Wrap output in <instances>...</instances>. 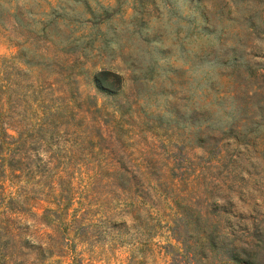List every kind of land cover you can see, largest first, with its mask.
<instances>
[{
    "label": "rangeland",
    "instance_id": "1",
    "mask_svg": "<svg viewBox=\"0 0 264 264\" xmlns=\"http://www.w3.org/2000/svg\"><path fill=\"white\" fill-rule=\"evenodd\" d=\"M144 2L138 15L135 0H0V64L22 51L25 69L32 49L35 60L45 52L52 60L42 76L53 69L78 74L72 106L86 116L48 143L36 131L7 130L20 142V183L31 178L29 189H39L36 182L48 177L55 195L68 189L74 195L68 218L75 214L82 227L77 237L42 219L47 203L33 197L9 208L8 188L0 192V224L12 255L7 264L18 253L22 264H73L75 256L84 264H184L170 231L179 226L172 202L144 187L123 192L114 165L131 177L191 179L211 164L204 176L216 184L208 190L218 204L264 214V0ZM15 13L27 24L13 25ZM30 29L38 41L27 40ZM102 70L122 77L116 93L94 87L93 75ZM198 126L213 130L214 151L207 152L208 141L192 139ZM181 148L185 158L176 155ZM217 151L227 155L222 162ZM155 160L157 169L146 171ZM137 194L151 204L140 205ZM38 245L61 255L40 263Z\"/></svg>",
    "mask_w": 264,
    "mask_h": 264
},
{
    "label": "trees",
    "instance_id": "2",
    "mask_svg": "<svg viewBox=\"0 0 264 264\" xmlns=\"http://www.w3.org/2000/svg\"><path fill=\"white\" fill-rule=\"evenodd\" d=\"M135 3L137 5L133 7L134 13L142 15L147 3L144 0H135ZM14 18L13 25L27 24L18 13L14 14ZM37 37V31L32 29L26 35L30 43L33 40L38 41ZM66 44L68 46L70 43ZM32 50L28 61L24 63L25 69L19 67L22 51L12 58L2 59L0 64V192L3 195L10 188L8 192L11 195L6 200L9 208H13L14 204L28 203L29 197L45 201L47 206L43 208L42 219L57 222L59 228L64 225L80 237L82 227L77 216L74 214L68 218V210L74 200L72 192L67 189L66 192L55 195L56 191L48 187V177L43 179V183L41 180L36 182L39 189H29L31 178H27L25 184L19 181L17 172L21 169V163L15 148L20 142L19 138H13L7 132L8 129L15 130L18 135L22 130L36 131L40 140L48 143L59 129L79 127L86 118L74 111L75 106H72L78 101V97L72 96L77 90L78 74L70 71L65 73L64 69H53L52 75L42 76L41 70L49 67L47 61L52 59H48L47 54L41 51L35 60L36 52ZM78 57L77 55L72 61L77 62ZM70 58H65L62 65L70 62ZM53 64L55 63L51 61V67ZM34 68L35 73L32 75ZM26 74L30 76H25ZM92 81L98 91L107 95L116 93L122 86V77L108 70L95 72ZM92 99L95 104L97 98ZM191 135L195 141H208L207 152L215 150L213 130H202L198 126ZM181 153L182 148L176 155L185 158ZM226 156L220 155V151L215 153L217 162H222ZM158 164L157 160L149 161L144 165L145 170L157 169ZM210 165L202 167L199 174L191 179L185 176L174 179L166 175L150 177L148 172H145V177H131L122 165H114L113 176L117 187L123 192L132 193L135 188L144 187L148 192L152 190L172 202L179 226L170 231L177 234L176 240L181 244L180 257L184 264H264V214L254 209L250 212H230L226 202L218 204L212 191L208 190L209 186L215 188L216 184L211 179L207 182L204 176ZM57 166L54 165V168ZM62 179L64 184L70 186L68 177L64 176ZM61 180L59 182L62 184ZM44 187H48L47 191H44ZM203 196L204 199L201 198ZM135 198L142 206L151 204L145 194H137ZM135 198L132 196V202ZM234 217L237 221L233 220ZM5 232L6 228L0 224V264H7L12 257L8 251L9 238ZM61 252L55 251L50 245H38L36 260L43 263L47 258L61 255ZM17 259L13 264H22ZM73 260V264H84L79 257L75 256Z\"/></svg>",
    "mask_w": 264,
    "mask_h": 264
}]
</instances>
